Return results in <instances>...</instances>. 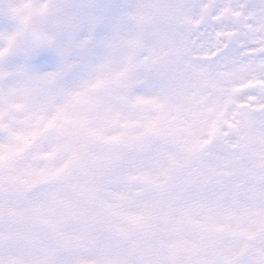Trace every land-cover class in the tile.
<instances>
[{"label": "clouds", "instance_id": "clouds-1", "mask_svg": "<svg viewBox=\"0 0 264 264\" xmlns=\"http://www.w3.org/2000/svg\"><path fill=\"white\" fill-rule=\"evenodd\" d=\"M0 264H264V0H0Z\"/></svg>", "mask_w": 264, "mask_h": 264}]
</instances>
